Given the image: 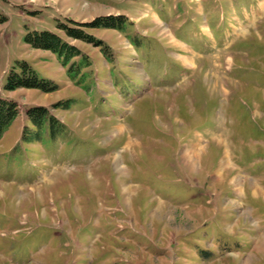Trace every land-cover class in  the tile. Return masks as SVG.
<instances>
[{"label": "rangeland", "instance_id": "rangeland-1", "mask_svg": "<svg viewBox=\"0 0 264 264\" xmlns=\"http://www.w3.org/2000/svg\"><path fill=\"white\" fill-rule=\"evenodd\" d=\"M260 2L0 0V98L18 108L0 136V264H264ZM107 16L125 30L83 27ZM43 30L83 59L24 42ZM16 61L50 90L4 91ZM31 107L63 126L53 141L22 139ZM200 139L190 169L182 151Z\"/></svg>", "mask_w": 264, "mask_h": 264}, {"label": "trees", "instance_id": "trees-1", "mask_svg": "<svg viewBox=\"0 0 264 264\" xmlns=\"http://www.w3.org/2000/svg\"><path fill=\"white\" fill-rule=\"evenodd\" d=\"M0 19V22L5 21V18L2 16H0ZM56 27L70 38L88 43L91 41L90 36L84 34L82 29L68 27L64 24H58ZM83 27L87 29L106 28L122 31L125 30V22L120 19H113L111 16L97 17L90 23L84 24ZM24 42L34 49L51 52L62 61L63 65H67L73 58L80 56V52L76 50L74 46L69 45L55 33L47 30L27 33L24 37ZM95 45L98 47L101 46V41H95ZM80 58L83 59V56H80ZM82 59L76 70H74L73 64L69 66L68 72L71 73V75L78 76V74H80L79 69L82 67ZM15 64L16 66L10 68L6 81L3 84L4 91L14 92L18 89L50 90V88H46L45 85L42 84L44 80L38 79L37 73L25 61H16ZM68 105L70 104L67 102L64 104V107L67 108L69 107ZM17 115V105L13 101L0 98V136L10 128ZM26 115L36 132L33 134L34 136L27 138L24 131L22 139L25 141H39V139H42V135L45 131H48L49 140L53 141L56 133L62 131L63 126L43 107H31L27 110Z\"/></svg>", "mask_w": 264, "mask_h": 264}, {"label": "bare ground", "instance_id": "bare-ground-1", "mask_svg": "<svg viewBox=\"0 0 264 264\" xmlns=\"http://www.w3.org/2000/svg\"><path fill=\"white\" fill-rule=\"evenodd\" d=\"M259 10H262V9H264V2H260L259 3ZM155 22L157 23V24H160V22L159 21H157L156 19H155ZM163 30V29H162ZM165 32V31H164ZM183 55V54H182ZM193 55V54H192ZM192 56H182L181 57V55L178 57V58H180V60H181V62L185 65V66H189V67H191L192 65H194L193 64V62H192V58H191ZM226 63H228V60H226ZM217 65H214V67H216ZM123 129H122V127L121 126H119V127H117L116 128V130L115 131H122ZM214 140H216L217 142H222V139H221V137H220V135L219 136H215L214 137ZM202 143V141H201V139L200 140H198V142H196L195 144H193L192 146H190V147H188V146H186L185 148H184V150L182 151V155H181V157H182V160L184 161V163H186V164H188L187 163V161L188 162H191L190 163V169H194V166H196V158L199 156V153H200V151H201V144ZM130 145V143L128 142L127 143V146H129ZM229 157H228V154H224V156L222 157V159L220 160V169L221 170H226V167L229 165V167H230V163H229ZM115 170L118 172V173H120V172H122V170H123V168L122 167H120V165H119V163H118V161H115ZM220 170V171H221ZM239 177H240V175H236L232 180H231V182L232 183H234V182H238V179H239ZM255 180L253 179V180H251V189H252V194L254 195V196H256V195H258V193L260 192L259 191V189H258V186L256 185V183L254 182ZM238 184H236V186H237Z\"/></svg>", "mask_w": 264, "mask_h": 264}, {"label": "crops", "instance_id": "crops-1", "mask_svg": "<svg viewBox=\"0 0 264 264\" xmlns=\"http://www.w3.org/2000/svg\"><path fill=\"white\" fill-rule=\"evenodd\" d=\"M135 1V0H134ZM156 16V15H155Z\"/></svg>", "mask_w": 264, "mask_h": 264}]
</instances>
